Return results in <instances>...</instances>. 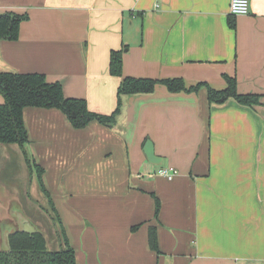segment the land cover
<instances>
[{
    "label": "crops",
    "instance_id": "obj_1",
    "mask_svg": "<svg viewBox=\"0 0 264 264\" xmlns=\"http://www.w3.org/2000/svg\"><path fill=\"white\" fill-rule=\"evenodd\" d=\"M230 1L0 0V13L29 16L19 40L0 41V73L44 74L94 113L116 111L127 77L218 91L229 77L260 97L251 107L210 105L206 88L158 85L122 96L113 128L83 130L59 110L26 109L29 156L45 170L77 264H264V0L239 17ZM112 51H123V78L110 74ZM163 169L178 174L169 180ZM38 198L22 150L0 145V205ZM0 220L1 247L15 224Z\"/></svg>",
    "mask_w": 264,
    "mask_h": 264
},
{
    "label": "trees",
    "instance_id": "obj_2",
    "mask_svg": "<svg viewBox=\"0 0 264 264\" xmlns=\"http://www.w3.org/2000/svg\"><path fill=\"white\" fill-rule=\"evenodd\" d=\"M28 19V14L0 13V41L19 40L21 25ZM110 74L123 78V51L111 52ZM226 81L227 88L218 91L207 83H198L188 88L182 79L158 81L123 78L118 90L116 111L111 115H101L90 111L85 99L67 98L62 85L49 82L44 74H19L11 71L0 73V95L4 99V103L0 105V145H15L22 150L29 169L36 176L40 191L46 199L47 207H43V210L51 217L55 226L53 240H56L57 245L50 247L48 234L16 233L10 237V249L0 250V264H77L76 251L70 244L60 215L44 185L45 170L29 156L30 139L24 121L26 109L59 110L74 129L83 130L94 122L113 128L121 112L122 96L149 95L155 92L158 85L165 86L172 94L198 93L200 89L206 88L210 105H224L229 99H235L243 106L260 105L258 95H244L238 92L236 79L227 77ZM160 207V201L156 198L157 217ZM150 245L154 251L158 250L154 228L150 231Z\"/></svg>",
    "mask_w": 264,
    "mask_h": 264
},
{
    "label": "rangeland",
    "instance_id": "obj_3",
    "mask_svg": "<svg viewBox=\"0 0 264 264\" xmlns=\"http://www.w3.org/2000/svg\"><path fill=\"white\" fill-rule=\"evenodd\" d=\"M22 193V189H21ZM24 201V199H21ZM38 203V204H37ZM43 207H47L46 199H35L30 202V204H26L25 202L23 204H11V205H0V218L4 219L5 222H8L9 220H12L13 223H15V220L12 219L13 214H16L17 211L20 209H23V211L31 218L34 222L37 223V225L42 228L48 234L49 240H50V247H56V240H53L54 232H55V226L52 222L51 217L46 214L43 210ZM9 219H7V217ZM2 221L0 220V227L2 228ZM52 238V239H50ZM52 240V241H51ZM7 246L3 244L0 247V250H6Z\"/></svg>",
    "mask_w": 264,
    "mask_h": 264
},
{
    "label": "water",
    "instance_id": "obj_4",
    "mask_svg": "<svg viewBox=\"0 0 264 264\" xmlns=\"http://www.w3.org/2000/svg\"><path fill=\"white\" fill-rule=\"evenodd\" d=\"M144 153L148 159V161L152 164L158 165L159 158L155 154L154 145L152 142L147 141L144 147ZM12 218L15 220V226L10 230L4 232L2 236L3 244L7 246L6 250L10 249V237L15 235L16 233H26L29 235L34 234H46L42 228H40L36 222H34L29 216L20 209L16 214H13Z\"/></svg>",
    "mask_w": 264,
    "mask_h": 264
},
{
    "label": "built area",
    "instance_id": "obj_5",
    "mask_svg": "<svg viewBox=\"0 0 264 264\" xmlns=\"http://www.w3.org/2000/svg\"><path fill=\"white\" fill-rule=\"evenodd\" d=\"M250 12V0H231L229 13L233 17L247 16ZM178 173L173 169H163L158 175L173 180Z\"/></svg>",
    "mask_w": 264,
    "mask_h": 264
}]
</instances>
